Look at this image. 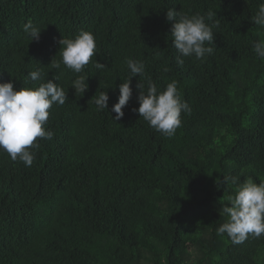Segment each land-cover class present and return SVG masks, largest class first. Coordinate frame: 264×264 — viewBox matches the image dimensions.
<instances>
[{"label": "trees", "instance_id": "16d2710c", "mask_svg": "<svg viewBox=\"0 0 264 264\" xmlns=\"http://www.w3.org/2000/svg\"><path fill=\"white\" fill-rule=\"evenodd\" d=\"M261 3L0 0V82L19 90L55 76L68 97L49 109L54 136L38 138L31 167L0 150V264H264V235L234 244L217 234L236 187L224 176L264 180V60L253 51L264 28L251 21ZM168 8L211 13L212 55L177 64ZM29 20L42 29L38 42L23 31ZM81 29L94 35L96 55L79 74L52 69L58 41ZM128 59L145 73L131 78L116 121ZM37 69L46 80L28 78ZM78 75L87 77L83 96L70 86ZM148 78L161 91L175 80L191 108L172 138L133 111ZM102 91L109 110L98 111Z\"/></svg>", "mask_w": 264, "mask_h": 264}, {"label": "clouds", "instance_id": "9594fccd", "mask_svg": "<svg viewBox=\"0 0 264 264\" xmlns=\"http://www.w3.org/2000/svg\"><path fill=\"white\" fill-rule=\"evenodd\" d=\"M166 19L173 21L170 34L172 45L180 54L176 60L178 65L182 66L184 63L181 57L194 56L197 60H203L213 54V27L218 25L206 23V19H211V13L207 17L201 14L187 15L168 8ZM251 21L264 28V3L259 5ZM41 30L30 20L23 25V31L30 41L38 42ZM58 43L61 46L60 60L52 59V69H60L63 63L65 67L79 74L96 55L95 37L90 31L81 29L74 38L62 37ZM253 51L264 60V39L253 44ZM126 63L130 76L120 83L118 101L111 107V112L115 113L112 117L116 121L124 116L123 109L133 95L131 78L145 73L142 61L128 59ZM104 67V64L95 62L96 69ZM27 76L31 81L46 80L39 69L27 73ZM57 79L54 76V80ZM54 80L47 79L36 87L24 86L19 90L14 88L11 81L0 82V150L7 152L12 161L19 160L26 167H31L34 162V150L40 147L38 138L53 139L54 133L44 127L50 115L49 109L54 104L64 105L68 100L65 90ZM86 80V76L78 75L70 86L75 89V93L79 92L83 96L88 89ZM137 88L140 89L137 97L139 107L133 111L162 136H175L177 129L182 126L181 113L191 112L189 104L180 97L177 82L173 80L167 83L161 91L148 78L146 91L144 83L139 82ZM108 101V94L102 91L94 100L97 110L108 109ZM229 181L236 187L234 193L226 198L230 206L225 205L222 213L227 220L218 227L217 234H227L234 244H241L249 237L260 238L264 235V180L256 182L247 177L240 182L238 177L224 176V182L227 184ZM217 183L219 184V180Z\"/></svg>", "mask_w": 264, "mask_h": 264}]
</instances>
